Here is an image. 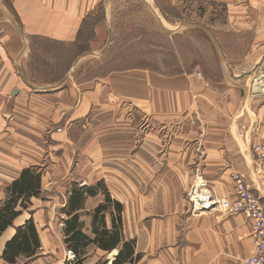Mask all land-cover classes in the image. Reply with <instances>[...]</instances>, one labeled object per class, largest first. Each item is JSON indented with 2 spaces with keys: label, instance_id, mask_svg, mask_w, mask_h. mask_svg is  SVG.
I'll list each match as a JSON object with an SVG mask.
<instances>
[{
  "label": "crops",
  "instance_id": "obj_1",
  "mask_svg": "<svg viewBox=\"0 0 264 264\" xmlns=\"http://www.w3.org/2000/svg\"><path fill=\"white\" fill-rule=\"evenodd\" d=\"M105 2L109 7L107 0H0V203L24 168L41 173L39 193L25 208L18 202L19 213L0 232V264H72L67 201L74 188L99 181L122 206L120 214L113 206L102 212L118 241L108 250L88 244L82 264H112L120 250L115 264H247L250 219L218 203L234 197L231 174L239 173L264 208L251 150L264 138V98L250 93L243 75L263 49L264 1L252 2L254 11L240 19L251 21L258 41L246 64L221 50L230 63L219 75L170 77L133 66L104 72L99 59L114 42L104 6L97 14ZM227 14L237 20L232 7ZM104 198L102 190L86 194L77 211L91 239ZM30 219L35 253L5 260L6 242Z\"/></svg>",
  "mask_w": 264,
  "mask_h": 264
},
{
  "label": "rangeland",
  "instance_id": "obj_2",
  "mask_svg": "<svg viewBox=\"0 0 264 264\" xmlns=\"http://www.w3.org/2000/svg\"><path fill=\"white\" fill-rule=\"evenodd\" d=\"M107 1H110L109 7L105 2L97 10L99 17L104 6V12L109 14L110 22L113 23L114 42L99 59L104 63V72L114 67L126 69L133 66L137 71L149 70L153 75L170 77L195 72L200 75L202 71L212 76L219 75V66L225 68L230 63L220 55L221 50L228 54L227 59L229 57L233 63L246 62L243 58L255 48L258 41H253L252 33L248 31L253 25L251 21L240 19L254 11L252 2L264 0ZM229 7H232V16L236 21H228ZM129 21L133 22L128 25ZM91 24L87 23L85 36H89ZM235 29L242 31H233ZM210 30L218 40L212 38ZM108 41L107 44L110 43V38ZM259 41L264 49V41ZM83 49L82 42L80 50L84 51ZM263 49L260 57L255 58L249 66L244 63L248 70L243 75L251 87L254 73L259 69L263 72L264 69ZM80 50L76 48L75 51L78 53ZM75 59L72 58V61ZM119 107L121 110L122 105ZM128 112H133V108L130 107ZM152 122L157 123L156 120ZM13 132L17 133V130L14 129Z\"/></svg>",
  "mask_w": 264,
  "mask_h": 264
},
{
  "label": "trees",
  "instance_id": "obj_3",
  "mask_svg": "<svg viewBox=\"0 0 264 264\" xmlns=\"http://www.w3.org/2000/svg\"><path fill=\"white\" fill-rule=\"evenodd\" d=\"M41 173L37 168L28 167L24 168L19 177L13 181L8 187V197L0 203V232L9 224L12 219L19 213L15 211V206L19 202L22 208L26 207L28 198L31 195H37L40 187ZM102 190L105 195L104 201L99 203L94 209V228L93 232L96 233L93 239L81 231V222L79 221V211L83 206L85 195L93 196ZM109 206L120 214L122 206L117 201L110 198L109 194L103 188L102 181L97 182L95 185L74 188L67 201L65 211L68 218L64 221V235L65 243L68 249L74 253V260L72 264H82L85 257L86 247L90 243H95L101 249L108 250L114 247L118 241L116 232L110 233L104 228V217L102 212L106 211ZM100 213V214H99ZM118 216V223H120V215ZM97 227L95 228V226ZM102 228H101V227ZM126 245V244H125ZM39 246L36 229L32 220H28L22 227H19L15 235L6 242L2 257L9 261H15L19 256L30 257L35 253L36 248ZM128 253V251H126ZM122 250L119 251L112 264H115L116 259L120 257Z\"/></svg>",
  "mask_w": 264,
  "mask_h": 264
},
{
  "label": "built area",
  "instance_id": "obj_4",
  "mask_svg": "<svg viewBox=\"0 0 264 264\" xmlns=\"http://www.w3.org/2000/svg\"><path fill=\"white\" fill-rule=\"evenodd\" d=\"M252 94L264 98V72L256 71L253 75ZM252 153L258 166L260 179L264 181V138L261 142L252 145ZM234 184V197L230 200L223 199L218 204L225 213L244 214L251 222L253 235V253L246 260L247 264H264V208L258 196H256L246 184L244 177L239 173H232ZM70 257V255H69ZM71 257H73L71 255Z\"/></svg>",
  "mask_w": 264,
  "mask_h": 264
},
{
  "label": "bare ground",
  "instance_id": "obj_5",
  "mask_svg": "<svg viewBox=\"0 0 264 264\" xmlns=\"http://www.w3.org/2000/svg\"><path fill=\"white\" fill-rule=\"evenodd\" d=\"M251 150H252V147H251Z\"/></svg>",
  "mask_w": 264,
  "mask_h": 264
}]
</instances>
